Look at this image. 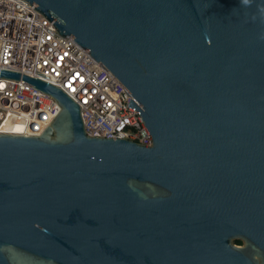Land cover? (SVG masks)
<instances>
[{
	"label": "water",
	"instance_id": "water-1",
	"mask_svg": "<svg viewBox=\"0 0 264 264\" xmlns=\"http://www.w3.org/2000/svg\"><path fill=\"white\" fill-rule=\"evenodd\" d=\"M23 1L130 92L152 144L89 138L63 90L0 69L59 107L0 134V264H264V0Z\"/></svg>",
	"mask_w": 264,
	"mask_h": 264
},
{
	"label": "built area",
	"instance_id": "built-area-1",
	"mask_svg": "<svg viewBox=\"0 0 264 264\" xmlns=\"http://www.w3.org/2000/svg\"><path fill=\"white\" fill-rule=\"evenodd\" d=\"M23 0H0V69L47 82L80 107L86 136L152 144L130 92L86 49L63 38ZM21 79H0V134L39 136L59 111L55 101Z\"/></svg>",
	"mask_w": 264,
	"mask_h": 264
},
{
	"label": "trees",
	"instance_id": "trees-1",
	"mask_svg": "<svg viewBox=\"0 0 264 264\" xmlns=\"http://www.w3.org/2000/svg\"><path fill=\"white\" fill-rule=\"evenodd\" d=\"M236 243H237V244H240V242H239V241H237Z\"/></svg>",
	"mask_w": 264,
	"mask_h": 264
},
{
	"label": "clouds",
	"instance_id": "clouds-1",
	"mask_svg": "<svg viewBox=\"0 0 264 264\" xmlns=\"http://www.w3.org/2000/svg\"><path fill=\"white\" fill-rule=\"evenodd\" d=\"M245 3H247V0H244Z\"/></svg>",
	"mask_w": 264,
	"mask_h": 264
}]
</instances>
